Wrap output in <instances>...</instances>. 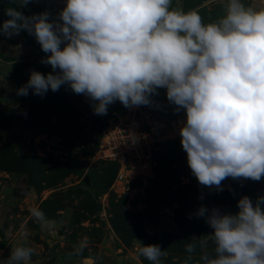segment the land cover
I'll list each match as a JSON object with an SVG mask.
<instances>
[{
	"label": "clouds",
	"instance_id": "obj_1",
	"mask_svg": "<svg viewBox=\"0 0 264 264\" xmlns=\"http://www.w3.org/2000/svg\"><path fill=\"white\" fill-rule=\"evenodd\" d=\"M29 2L11 0L18 7L5 9L0 34L34 35L52 71L32 69L17 95L67 86L92 102L94 114L105 115L117 101L151 105L164 88L169 103L186 114L178 131L199 185L222 190L228 178H264V8L227 0L224 15L204 23L195 11L171 7L173 0H66L52 20L47 10L30 16L19 10ZM238 209H198L214 230V248L194 260L197 244H186L184 264H264V196L254 203L244 195ZM30 213L42 230H55L42 210ZM23 235L6 264H32L34 249ZM85 247L81 242L75 254ZM137 251L150 264H163L167 255L158 244L140 242ZM80 264L96 261L82 256Z\"/></svg>",
	"mask_w": 264,
	"mask_h": 264
},
{
	"label": "rangeland",
	"instance_id": "obj_2",
	"mask_svg": "<svg viewBox=\"0 0 264 264\" xmlns=\"http://www.w3.org/2000/svg\"><path fill=\"white\" fill-rule=\"evenodd\" d=\"M243 2L264 8V0ZM226 3L173 0L171 7L195 11L208 23L224 15ZM65 5L66 0H30L19 10L28 16L47 10L56 20ZM10 6L18 7L0 0V26L9 18L5 9ZM20 34V40L13 35L0 43V264H6L13 245L25 242L23 234L34 249L32 264H80L82 256H92L96 264H150L138 254L140 242L160 245L167 253L163 264H184L186 244L196 242L194 260L214 248V230L196 216L201 206L236 213L242 196L254 203L264 196V178H228L222 190L199 185L188 167L179 128L178 135L160 144L152 178L134 180L124 193L109 191L116 165L96 159L95 148L107 117L124 105L117 101L105 115H96L92 102L67 86L49 89L44 96L31 89L27 96L17 95L32 69L52 71L41 62L46 54L34 35L26 30ZM157 98V112L153 97L148 105L156 127L171 132L172 123L180 125L186 114L169 103L166 89ZM102 199L107 200L105 218ZM34 207L55 223L54 231L41 229L30 213ZM81 242L86 247L77 255Z\"/></svg>",
	"mask_w": 264,
	"mask_h": 264
},
{
	"label": "built area",
	"instance_id": "obj_3",
	"mask_svg": "<svg viewBox=\"0 0 264 264\" xmlns=\"http://www.w3.org/2000/svg\"><path fill=\"white\" fill-rule=\"evenodd\" d=\"M172 125L174 128L171 132H159L148 105L133 108L120 106L107 117L94 157L116 165L109 191L124 193L134 180L147 181L153 177L160 144L178 135L180 125H176L175 121ZM106 195L104 194L103 199ZM103 199L101 207L105 218L104 206H107V200L104 203Z\"/></svg>",
	"mask_w": 264,
	"mask_h": 264
},
{
	"label": "crops",
	"instance_id": "obj_4",
	"mask_svg": "<svg viewBox=\"0 0 264 264\" xmlns=\"http://www.w3.org/2000/svg\"><path fill=\"white\" fill-rule=\"evenodd\" d=\"M21 34L19 33L18 35H14V37H17L18 40H20V36ZM4 36V35H3ZM13 37V36H12ZM8 39V37L4 36L3 39H0V43L2 42H6V40ZM163 88L158 89V91L162 90ZM157 98V95L153 96V107L156 109V112L159 110L160 108V102ZM181 113H183L184 111H180ZM185 113V112H184Z\"/></svg>",
	"mask_w": 264,
	"mask_h": 264
}]
</instances>
